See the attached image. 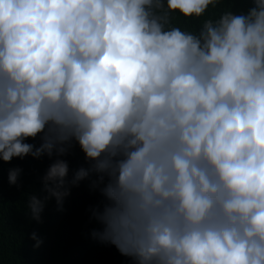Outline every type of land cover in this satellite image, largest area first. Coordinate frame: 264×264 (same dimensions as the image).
I'll use <instances>...</instances> for the list:
<instances>
[{
  "label": "clouds",
  "instance_id": "1",
  "mask_svg": "<svg viewBox=\"0 0 264 264\" xmlns=\"http://www.w3.org/2000/svg\"><path fill=\"white\" fill-rule=\"evenodd\" d=\"M217 2L0 0V160L55 157L29 221L89 179L91 237L130 264H264V0L169 24Z\"/></svg>",
  "mask_w": 264,
  "mask_h": 264
},
{
  "label": "trees",
  "instance_id": "2",
  "mask_svg": "<svg viewBox=\"0 0 264 264\" xmlns=\"http://www.w3.org/2000/svg\"><path fill=\"white\" fill-rule=\"evenodd\" d=\"M250 0H218L215 7L209 5L198 18H184L178 12L169 13V24L181 30L198 31L207 19L215 20L226 10L246 11ZM235 7L229 9L228 5ZM163 11V10H161ZM26 143L39 145V139L26 138ZM67 162V179L80 167L87 168L84 154L78 145L60 157ZM53 159L42 156L34 159L12 158L9 162L0 160V264H130L114 246L104 245L91 237L93 229L100 225L91 218V209L98 208L103 197L90 187L89 179L81 180L78 186L70 188L64 198L62 210H57L54 199H49L41 213V223L29 221L26 214V194L41 192V177ZM19 168L17 185H9V169ZM35 231L43 240L34 249L29 235Z\"/></svg>",
  "mask_w": 264,
  "mask_h": 264
}]
</instances>
